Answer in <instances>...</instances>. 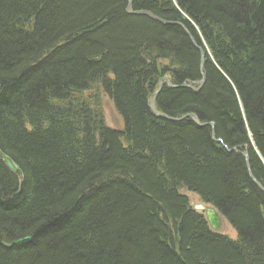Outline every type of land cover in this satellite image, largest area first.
Segmentation results:
<instances>
[{
    "label": "trees",
    "instance_id": "obj_1",
    "mask_svg": "<svg viewBox=\"0 0 264 264\" xmlns=\"http://www.w3.org/2000/svg\"><path fill=\"white\" fill-rule=\"evenodd\" d=\"M128 2L0 0V264H264V0Z\"/></svg>",
    "mask_w": 264,
    "mask_h": 264
},
{
    "label": "water",
    "instance_id": "obj_2",
    "mask_svg": "<svg viewBox=\"0 0 264 264\" xmlns=\"http://www.w3.org/2000/svg\"><path fill=\"white\" fill-rule=\"evenodd\" d=\"M127 12L130 13V14H134V15H145V16H148V17L154 19V20L160 21L162 23H172V24H176V25H180V26H183L184 27V25L182 23H180V22H168V21L160 18L159 16H157L153 12H150V11H147V10H134L133 9V0H129L128 7H127ZM185 30L189 33V35L192 37V40H193L194 44L200 50V53H201L200 70H201V75L202 76H201V79L200 80L194 82V85L193 86L188 85L187 82H184L181 86H190V87H192L195 90H200L203 87V85L205 84V82H206V75L204 73L205 54H206V52H205L204 48L201 47L197 43V41L192 36V34L186 28H185ZM169 77H170V74H166V75L162 76L159 79L158 90H156L153 93L152 98L150 100V108H151L152 112L156 116L166 117L169 120L180 121V120H183V119H186V118H191L192 120H194L200 126L210 125L213 128V137H214V139L215 140H218V141H222L221 139H217L216 138L215 131H214V124L213 123H202L200 121V119L197 117V115L194 114V113H188V114L183 115L182 117L177 118V117L168 116L165 113L160 112V111H158L156 109V101H157V98H158L161 90L164 87V82L169 87H172V88L178 87L177 85H173L170 82ZM241 149H245V147L242 146V145H238V146H234L232 148H229V151L241 152ZM244 156L246 158L248 170H249V172L251 174V177H252L253 181L264 192V187L255 178V176L252 173V168H251V165H250V162H249V150L244 152ZM0 160H2L5 163V165L7 166V168L10 171H12L16 176H18L20 178L21 182H23V180H24V173H23V171L14 162V160L9 155H7L1 148H0ZM195 208L198 209V210L205 211L207 220H208L211 228L214 231H220L221 230V228L223 226V217H222V215L218 212V210L214 206H211V205L209 206V205H206V204H198L197 206H195ZM30 239H31L30 237H25V238L19 239L17 241V243H26V242H29Z\"/></svg>",
    "mask_w": 264,
    "mask_h": 264
},
{
    "label": "rangeland",
    "instance_id": "obj_3",
    "mask_svg": "<svg viewBox=\"0 0 264 264\" xmlns=\"http://www.w3.org/2000/svg\"><path fill=\"white\" fill-rule=\"evenodd\" d=\"M105 110L109 124L117 128H122V118L118 115L114 102L108 96H105ZM184 193L189 197L193 206L203 203V201L199 198L198 195L189 191H184ZM221 232L225 235H228L232 239H237L238 237L237 231L227 220H224V225L222 227Z\"/></svg>",
    "mask_w": 264,
    "mask_h": 264
},
{
    "label": "bare ground",
    "instance_id": "obj_4",
    "mask_svg": "<svg viewBox=\"0 0 264 264\" xmlns=\"http://www.w3.org/2000/svg\"><path fill=\"white\" fill-rule=\"evenodd\" d=\"M204 73H205V72H204ZM205 75H206V74H205ZM197 81H198V80H197ZM244 147H245V146H244ZM245 151H248V149H246V148H245V149H242V150H241V152H242L243 154H244V152H245ZM200 204H206V205H209V206H210V204H208V203H206V202H204V201H203V203H200ZM197 205H198V204H197ZM197 205H195V206H197ZM211 206H212V205H211ZM195 210H197V211H199V212H202V213H204V214H205V216H206V213H205V211L198 210V209H196V208H195ZM206 219H207V217H206ZM207 221H208V220H207ZM208 223H209V222H208Z\"/></svg>",
    "mask_w": 264,
    "mask_h": 264
}]
</instances>
